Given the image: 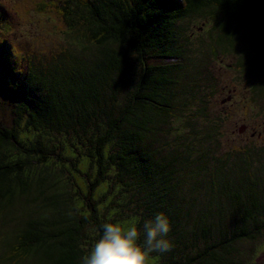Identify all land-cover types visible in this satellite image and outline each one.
<instances>
[{
	"label": "trees",
	"instance_id": "trees-1",
	"mask_svg": "<svg viewBox=\"0 0 264 264\" xmlns=\"http://www.w3.org/2000/svg\"><path fill=\"white\" fill-rule=\"evenodd\" d=\"M41 11L74 45L38 60L2 36L0 6V264H82L104 223H137L142 244L161 212L172 247L147 264H251L263 245L241 244L264 234V146L244 137L222 152L209 125L222 120L199 94L207 58L227 53L264 98V0H40Z\"/></svg>",
	"mask_w": 264,
	"mask_h": 264
},
{
	"label": "rangeland",
	"instance_id": "rangeland-1",
	"mask_svg": "<svg viewBox=\"0 0 264 264\" xmlns=\"http://www.w3.org/2000/svg\"><path fill=\"white\" fill-rule=\"evenodd\" d=\"M38 4L40 0H0L1 8L11 16L8 19L11 24L9 30L2 36L19 51L34 53L37 59L42 58V55L53 56L66 50L70 44L74 45L69 30L64 32V27L61 26L63 19L57 21L54 14L49 15L42 11L37 13ZM200 22L198 17H193L189 26L192 28V24L197 25ZM209 27V24L205 25V29ZM200 35L193 37L192 41L195 47L202 46L200 51H203L209 42L206 31ZM199 38H202L203 42H200ZM234 62V56L227 53L219 54L216 58L208 57L206 62L208 67L205 66V70L210 74L209 82L200 86L199 95L203 97L202 102L206 103V109H209L214 117H220L222 120L220 123L209 124L210 127L218 128L219 148L222 152L241 144L245 140L244 137H248L258 147L264 146V98L254 96L249 91L247 78L233 65ZM195 107L196 104L184 113L194 111ZM6 114L7 111L0 108V120L4 123L8 122ZM85 165L83 162L81 167L84 168ZM256 245L263 247L251 257V264H264V234L254 243L241 244L247 248ZM248 260L249 254L243 262L246 263Z\"/></svg>",
	"mask_w": 264,
	"mask_h": 264
},
{
	"label": "clouds",
	"instance_id": "clouds-1",
	"mask_svg": "<svg viewBox=\"0 0 264 264\" xmlns=\"http://www.w3.org/2000/svg\"><path fill=\"white\" fill-rule=\"evenodd\" d=\"M103 233L91 251L81 257L82 264H147L153 252L171 250L166 238L170 225L164 213H158L143 224L144 240L139 243L137 223L121 225L107 222L102 225Z\"/></svg>",
	"mask_w": 264,
	"mask_h": 264
}]
</instances>
